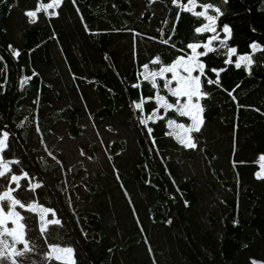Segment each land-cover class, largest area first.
Listing matches in <instances>:
<instances>
[{
    "label": "trees",
    "instance_id": "1",
    "mask_svg": "<svg viewBox=\"0 0 264 264\" xmlns=\"http://www.w3.org/2000/svg\"><path fill=\"white\" fill-rule=\"evenodd\" d=\"M51 2L0 0V139L7 135L8 163L0 194L21 177L14 194L37 253L56 259L51 246L72 247L76 264H264V180L255 176L264 154V0H196L222 7L218 24L233 29L229 46L252 63L236 69L235 55L225 64L227 49L216 42V53L198 58L207 129L190 133L205 141L195 150L168 126H190L179 96L163 78L141 76L145 64L170 66L191 54L189 43L210 37L194 33L206 21L184 10L189 0H63L44 10ZM33 10L35 22L26 16ZM251 42L260 48L250 51ZM210 69L219 84L207 83L217 79ZM156 94L168 107L141 124L159 107ZM166 150L178 156L166 157L165 171L157 151ZM34 202L57 220L41 229L27 208Z\"/></svg>",
    "mask_w": 264,
    "mask_h": 264
},
{
    "label": "snow or ice",
    "instance_id": "2",
    "mask_svg": "<svg viewBox=\"0 0 264 264\" xmlns=\"http://www.w3.org/2000/svg\"><path fill=\"white\" fill-rule=\"evenodd\" d=\"M62 2L63 0H52L51 3H47L42 7L44 10L53 9L61 5ZM75 2L76 0H73V3ZM195 2L196 0H189L190 4H195ZM229 2L230 0H221V3L223 5H227ZM201 7L203 10L196 12L195 15L197 17H202L206 22L203 23L202 26L195 27L194 33L196 34L211 33V35L210 37H205L206 42L203 45L198 44L199 48L203 47L204 49V51L199 52V57H206L209 54L216 53L217 49L213 47V43L216 42L220 49H227V58L225 59L224 63L232 64L233 63L232 57L235 56L238 52V46H229L228 44V41L233 37V29L228 24H218V21H220L221 17L225 15V12L222 10L221 6H216L210 2L202 4ZM184 10L188 12H192V8L188 6H185ZM209 10L212 11V14H209ZM53 15H56V13H53ZM26 16L32 18V22H35L37 12L27 11ZM250 30L253 32L256 31L254 27H251ZM191 44L193 43H189L187 45L189 49H191ZM257 48H259V45L257 43L251 42L249 44L250 51L256 50ZM14 54L16 56H19L20 52L16 51ZM157 59L158 58H156V61ZM242 62L245 65H250L252 63L251 57L248 55H239L238 60L237 62H235L234 65L235 68L240 69ZM203 64L205 67V63ZM144 67L147 68L148 65L145 64ZM210 71L216 73L217 79L216 80L208 79L207 83L209 85L219 84L220 83L219 71L216 69H210ZM26 82L27 81H25V83ZM176 84H178V81H176ZM170 85H172V81H170ZM134 87L138 88L139 85H134ZM229 95H231V93H229ZM208 96H209L208 92L203 90L201 91V100L207 98ZM159 107L162 108L161 106ZM135 108L142 110V104L136 103ZM157 111H159V109H157ZM204 111L205 108L201 104L198 113V119L188 116L189 120L191 121V124L189 126V133H201L202 129L205 127ZM162 118L163 117H161V119ZM140 123L146 124V121L141 120ZM169 123H174V121H170ZM147 131L151 133L152 128H148ZM191 140L192 142L190 146L187 144H184L183 146L186 149H189V147L190 149L193 150L197 149L198 141L194 138V136H191ZM260 159L264 161V155L260 156ZM255 176L258 180H264V171L255 173ZM184 204L185 207L189 206V202L187 200L184 201ZM8 207L9 206L7 202H5L4 204L5 212L8 211ZM167 223L171 225L172 220L169 219ZM235 224H238V221L234 222V226ZM23 227L24 229L26 228V225L24 223H23ZM13 230L14 228H9L7 225L0 223V264H32V262L37 259H39V264H52V261H58L56 259H48L47 256L48 251H45L43 253H37L36 245L32 241V238L26 237V234L24 232L23 239H18L16 236L12 234ZM72 251L74 252V249H72ZM149 251H151V248H149ZM74 264H76L75 260H74ZM251 264H258V262L252 261Z\"/></svg>",
    "mask_w": 264,
    "mask_h": 264
},
{
    "label": "rangeland",
    "instance_id": "3",
    "mask_svg": "<svg viewBox=\"0 0 264 264\" xmlns=\"http://www.w3.org/2000/svg\"><path fill=\"white\" fill-rule=\"evenodd\" d=\"M157 3H159V2H157ZM159 5H161L163 7V4L159 3ZM159 5L155 4V9L160 12V11H162V8ZM186 6L191 7L192 11H195V12H197V11L199 12V11L203 10L201 6L198 7V4L196 2H195V4H190L189 3ZM143 10H144V5L142 3H139L138 12L139 11L141 12ZM33 11H36V10H33ZM137 15L138 14H134L132 16H129L131 25L133 24L134 19H135V17ZM203 44H200V45H203ZM259 48H260V45H259ZM201 51H204L203 47L199 48L198 44H194L193 45V53H192L193 55L190 56V57H187L185 59L181 58L183 60L180 61L178 65L184 67L186 70L187 69L189 70L192 67L194 68L198 64V56H199V52H201ZM239 55H248V56H250L249 54H238L235 57V62H237ZM241 64H244V63L242 62ZM246 66H248V65H246ZM168 69H169L170 72H167ZM168 69L160 71L159 73H157V75L164 76L167 79V83L169 84L171 89H174V90L177 89V90L181 91V84H179V83L176 84V81H174V78H176V79L180 80V83H181V81H182L181 78H178V76H177V75H180V74L175 69V67H170ZM193 70H191V72H190V73H192V76H191V78H192L191 81L192 82L190 83V85L193 88H196L197 85H198V80H199V76H198L197 73L199 71L197 70V71H195V73H193ZM141 76L143 78H148V79H152L153 80L154 77L156 76V74H152V73L149 74L147 72V69H144L142 71V73H141ZM170 81H172L173 87H171ZM156 99H157V102H158L159 106L164 107V106L167 105L166 100L162 96L157 95ZM155 113L159 114L160 112L156 111ZM156 114H154V116ZM152 116L151 117H146L145 121L148 122L149 119L152 118ZM171 125L172 126H174V125L176 126L177 125V127H183V129L184 128L186 129V127L183 124H179V123H176V122L171 123ZM202 130H204V128ZM183 134L186 135V133H183ZM178 135L181 137V131L178 132ZM6 139H7V135L6 134L0 139V174L4 173L8 169V163H6L3 160L2 154H1L2 149L6 145ZM262 155H264V154H262ZM157 156H158L159 161L161 162L164 170L166 171L167 170L166 165H165L166 157L167 156H171L173 158L175 156V154L170 152V151L169 152L157 151ZM261 171H264V161H262L260 159V166H259V169L257 170V172H261ZM20 178H21L20 176H15L13 178L15 185L10 186L6 191H4L2 194H0V223H3L5 225H7L9 228H14L12 234L14 236H16L18 239H23L24 227H23V222H22V215H21V213L19 211V205L21 204V202L16 197V195L14 194V190L17 187V184H18ZM4 199L5 200L6 199L9 200V207H8V211L7 212L4 211V204H5L3 202ZM27 208L32 209V210H34V211H36L38 213V215H39V223H40V228L41 229H44L49 222H53V221L57 220V218H56V216H55V214H54V212L52 210H50L48 208H45V207H42L39 204H37L36 202L30 204L29 206H27ZM12 221H13L14 224L12 223ZM72 249H73L72 247L51 246L50 247V256L53 257V258H56L58 260H61V261L73 262L75 257H74V252L72 251Z\"/></svg>",
    "mask_w": 264,
    "mask_h": 264
},
{
    "label": "crops",
    "instance_id": "4",
    "mask_svg": "<svg viewBox=\"0 0 264 264\" xmlns=\"http://www.w3.org/2000/svg\"><path fill=\"white\" fill-rule=\"evenodd\" d=\"M197 3V2H196ZM155 4H159V3H157V2H155L154 4H153V7H152V10H154L155 9ZM189 4V3H188ZM198 4V3H197ZM161 8H162V11H160L159 13L160 14H164V12H165V7L163 6H161ZM129 16H132V15H129ZM139 15H137L136 17H135V19H134V22H133V24L131 25L130 24V26L131 27H133L134 26V23H135V20H136V18L138 17ZM194 45V44H193ZM193 45H191V50H192V52H191V54L190 55H188V56H181V57H179L172 65H170V66H164V67H162L161 69H159V70H155V71H150V70H148V68H143V70L144 69H147V72L149 73V74H156V76L154 77V79L152 80V79H148V78H144V79H147V80H149L150 82H152V83H155V80L157 79V78H163L164 80H165V86H166V88L170 91V92H172V93H174V94H176V95H178L179 96V100H178V102H177V108L181 111V113H183V114H185L186 116H191V117H193V118H195V119H198V113H199V110H200V103H199V101H198V98H199V96H200V91H199V89H200V75L203 73V64H202V62H200L199 61V59H198V64H197V66H195L194 68L192 67V68H190L189 70L187 69H185L184 67H182V66H180V65H178L179 64V62L180 61H182L183 59H181V58H187V57H190V56H192L193 54ZM198 58H199V56H198ZM170 67H175V69L178 71V73L180 74V75H177L178 76V78H181V83H180V80H178V79H176V78H174V81H178V83L179 84H181V91L180 90H174V89H171L170 88V86H169V84L167 83V79L164 77V76H161V75H157V73H159L160 71H162V70H166V69H168V68H170ZM194 69V70H193ZM191 70H193V73H195V71H199L197 74H198V76H199V80H198V85H197V87L196 88H193L191 85H190V83L192 82L191 80H192V78H191V76H192V73H190L191 72ZM167 72H170L169 71V69H168V71ZM142 73V72H141ZM143 78V77H142ZM171 87H173V84L171 85ZM157 95H160V96H162L161 94H156V96H155V100L157 101ZM163 98H164V96H162ZM165 99V98H164ZM166 100V99H165ZM167 102V101H166ZM159 105V104H158ZM168 107V102H167V105L166 106H164V107H162V109H165V108H167ZM157 109H159V112H160V107H158V108H156L149 116H146V117H151L152 115V118L151 119H149V121H154V120H156L158 117H160V115H161V112L159 113V114H156L155 112L157 111ZM154 114H156L155 116H154ZM145 117V118H146ZM145 118H144V120H145ZM148 121V122H149ZM170 121H174V120H170ZM169 121V122H170ZM148 122H146V123H148ZM168 122V126H169V128H170V130H171V134L179 141V142H181L182 144H187V145H191V142H192V140L190 139L191 138V135H190V133H189V126H186L185 124H183V123H179V124H183L185 127H186V129L184 128L183 129V127H177V125L175 126H172L171 125V123H169ZM175 122V121H174ZM176 123H178V122H176ZM191 124V123H190ZM175 128V129H174ZM206 129H207V121L205 120V127H204V130H202L201 132L205 135L206 134ZM176 130V131H175ZM179 131H181V137L178 135V132ZM183 133H186V135L185 134H183ZM206 138H207V136H206ZM206 138H205V140H206ZM205 141L203 140V141H199L198 142V147H197V149H201V146H202V144L204 143ZM172 152V153H174L175 154V156L173 157V158H176L177 156H178V153L176 152V151H173V150H166V151H164V152ZM160 152H162V151H160ZM171 157V156H170ZM181 181V179L179 178V179H177V178H175V176H173V178H172V183H173V185L174 186H177L178 184H179V182Z\"/></svg>",
    "mask_w": 264,
    "mask_h": 264
}]
</instances>
